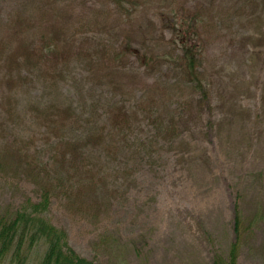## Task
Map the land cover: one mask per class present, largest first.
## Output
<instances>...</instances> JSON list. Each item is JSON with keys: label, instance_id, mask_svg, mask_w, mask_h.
Returning <instances> with one entry per match:
<instances>
[{"label": "rangeland", "instance_id": "1", "mask_svg": "<svg viewBox=\"0 0 264 264\" xmlns=\"http://www.w3.org/2000/svg\"><path fill=\"white\" fill-rule=\"evenodd\" d=\"M123 4L0 0V217L61 179L44 216L80 256L213 264L239 207V264H264V0ZM118 102L130 122L109 120ZM99 120L104 143L69 145Z\"/></svg>", "mask_w": 264, "mask_h": 264}, {"label": "trees", "instance_id": "2", "mask_svg": "<svg viewBox=\"0 0 264 264\" xmlns=\"http://www.w3.org/2000/svg\"><path fill=\"white\" fill-rule=\"evenodd\" d=\"M114 1L120 3L122 9L125 10L123 0ZM54 47L59 49V47ZM35 49L40 52L44 51L39 45ZM25 51L29 55V49ZM181 60L183 74L194 83L195 89L202 94V98L208 100L209 90L203 82L204 77L199 68L200 54L193 47L184 45ZM70 111L75 116L74 122H85L86 124L95 122L93 118L85 120L83 117L77 116V111L74 109ZM109 120L111 122H130L128 108L123 102H118L111 112ZM99 122H97L98 126L95 125L97 131L95 130L93 135L87 136V139L81 138L77 142H71L69 145L77 144L78 141L104 143L109 132L106 133L107 128L103 124L105 121L99 120ZM58 183L63 184V180L59 179ZM60 185L58 187L51 180H44V184L41 185L42 195L39 202H30L27 209L0 217V264H32L34 255L37 260L36 264H99L80 256L73 250L68 244L67 233L53 225L44 216L49 212L54 191L58 190ZM234 223L236 241L232 243L228 255L217 254L213 264H239L241 237L244 229L243 216L239 207L235 209Z\"/></svg>", "mask_w": 264, "mask_h": 264}]
</instances>
